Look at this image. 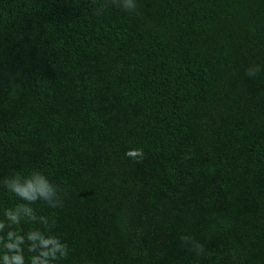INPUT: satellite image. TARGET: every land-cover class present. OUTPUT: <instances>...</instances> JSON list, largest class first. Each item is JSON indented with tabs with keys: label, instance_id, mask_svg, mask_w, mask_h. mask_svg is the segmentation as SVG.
Instances as JSON below:
<instances>
[{
	"label": "trees",
	"instance_id": "trees-1",
	"mask_svg": "<svg viewBox=\"0 0 264 264\" xmlns=\"http://www.w3.org/2000/svg\"><path fill=\"white\" fill-rule=\"evenodd\" d=\"M137 4L0 0V180L59 186L61 264H264V0Z\"/></svg>",
	"mask_w": 264,
	"mask_h": 264
},
{
	"label": "clouds",
	"instance_id": "clouds-1",
	"mask_svg": "<svg viewBox=\"0 0 264 264\" xmlns=\"http://www.w3.org/2000/svg\"><path fill=\"white\" fill-rule=\"evenodd\" d=\"M111 2L129 14L138 11L137 0ZM262 71L264 68L260 65H253L247 69V74L254 77ZM126 154L133 158L143 155L139 149ZM0 185L16 199V203L3 210L0 218V264H61L68 256V246L53 232L54 221L48 216L38 215L33 207L37 202H43L49 208L61 206L59 186L39 170L24 175L13 173L0 180ZM25 225L30 227L25 229ZM192 245L197 253L202 251L198 242L192 241Z\"/></svg>",
	"mask_w": 264,
	"mask_h": 264
}]
</instances>
